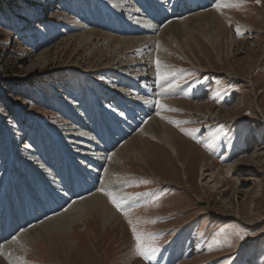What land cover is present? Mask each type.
Returning a JSON list of instances; mask_svg holds the SVG:
<instances>
[{"label":"rangeland","instance_id":"374dc122","mask_svg":"<svg viewBox=\"0 0 264 264\" xmlns=\"http://www.w3.org/2000/svg\"><path fill=\"white\" fill-rule=\"evenodd\" d=\"M131 2L137 9L132 19L148 15L140 0ZM233 2H242V6H222L215 17L190 19L164 32L172 53L167 65L175 71L178 86L162 92L158 100L204 101L212 107L211 113L218 114L216 119L209 118L210 111L204 109L196 116L198 120L192 121V110L178 101L167 108L176 111L164 109L163 124L183 148L185 170L153 138L136 144L147 165L132 154L124 157L126 150L117 155V181L128 182L122 208L132 209L128 215L138 231L155 235L159 251L149 260L137 256L131 226L112 205L120 216L114 215L105 228L98 215L86 214L70 228L49 233L35 230L29 235L32 242L12 246L8 261L0 264H19L21 260L25 264H264V0L259 4L256 0ZM116 3L0 0V204L7 184L14 182L21 189L19 177L31 182L36 169L54 172L57 180L65 174L61 185L64 179L73 184L77 171L82 170L63 166V143L69 132L85 133L101 144L106 143L104 137L115 133L110 132L113 125L105 123L107 115L123 116L119 102L128 94L121 91L128 81L117 71H101L110 54L94 48L96 40L81 46L72 37L83 32L77 26L84 24L87 29L120 36L115 28L116 34L107 30L106 22L121 27L118 21L125 22L131 13L126 14ZM210 5L199 12L214 8ZM210 39L219 40L217 50L211 47ZM153 71L150 90L167 89V83L162 86L157 80V69ZM95 109L102 112L99 117L104 116V122L92 116ZM37 121L42 122L40 129ZM95 125L100 129L94 130ZM155 128L157 135L162 134ZM39 139L42 150L36 147ZM126 140L108 147V153ZM237 160L241 165L229 174V165ZM202 164L217 177V190L201 184ZM99 170L102 173L105 169ZM169 173L178 174V179ZM91 179L96 183L94 177ZM99 179L101 183V176ZM188 181H192L193 191ZM30 185L33 189L34 184ZM95 190L99 189L89 190L74 202ZM21 203L25 208L26 202ZM46 219H28L26 227L17 233L10 231L0 245ZM69 235L74 240L71 247L67 244ZM66 252H70L69 258Z\"/></svg>","mask_w":264,"mask_h":264},{"label":"bare ground","instance_id":"6f19581e","mask_svg":"<svg viewBox=\"0 0 264 264\" xmlns=\"http://www.w3.org/2000/svg\"><path fill=\"white\" fill-rule=\"evenodd\" d=\"M115 1H117L116 4H118L122 10L124 8L125 13H131L130 16L129 14L125 16V22L124 20L118 21L121 24V27L110 21L106 22V28H108L107 30L114 32L113 29L115 28V31L117 30L120 32V36H111L103 32L87 29L84 24L77 26L78 30L83 32L77 36H73L72 39L79 40L81 46L89 45V43L91 44L93 40H96V42L93 43L94 48H102L101 51H105L110 54L107 62L102 64L101 71H117V74L121 75L120 77H122V79L129 82V86H126L128 84L127 82L126 85H123V89H121V91L128 93L125 94L127 95L126 98L119 102V107L123 110V116L111 117L107 115L108 122L105 123V126L106 124H109V126L113 125V130L110 132L115 131V133L113 136L110 135L109 137H104V141H106L105 144H101L100 142L97 143V140L94 141L85 133L78 135V133L71 131L67 134L69 139L63 143L65 150L62 153L63 166L68 164L73 168L77 166L78 168H76V170H82V173L77 171L73 184L69 183L67 179H64V184L61 185V181L63 180L62 178H64L65 174L60 176L61 180H57L54 172H47L48 170L46 172H39L35 168L36 171H33L31 182L27 181L25 178L23 179L22 176L19 177L21 189H18L17 186L15 187L14 182H10L6 185V189L4 188V190H6L7 193L5 198H3L4 200L2 204H0V241L4 240V236H6L10 231L17 233L22 227H26V221L28 219L33 218V221H38V218L39 220H43L47 217V219L29 230H24L10 243L0 245V262L8 261L10 255L9 250L12 249V246H15L20 242H32L33 239H30L29 235L35 230H41V232L49 233L53 231L57 232L60 229H66L68 227L70 228L76 221H82L81 217L86 214L98 215L101 218L102 226L105 228L114 218V215L116 217L120 216L109 202L108 197L103 194V191L120 190V195L127 198L128 192L125 190V186L128 185V182L119 184L117 181L119 179L115 176V171L118 167V161L116 162L117 155L123 150H126L127 155L124 154V157L127 158L129 154H132V157L139 158L144 161V165H147L143 153L136 150V144L143 143L145 138H153L154 140L162 143L172 157L177 159L180 165L179 167L183 168L184 171L185 166L182 165V159L185 158V154L181 150L183 148L180 149V147L174 142L172 137L167 133L166 126L163 124V118L167 115V113L164 112V109L170 107L171 104H176L178 101L187 108H190L192 110V113L190 114L194 116L191 119L192 121H197L198 119H196V116H200V112L204 109H208L210 111L209 118L216 119L218 117V114L214 115V113H211L212 107L204 101L191 103L183 100H161L160 102L158 98L164 90H150L151 87L149 84L151 85V81L149 80L150 78L152 79L155 73L154 71L152 72V70H156L155 61L159 60L162 65H167L172 58V53L170 52L171 49H169L170 43L168 44L169 39L164 36V32L172 26L185 24L190 21V19L207 17L208 15L215 17L218 12L216 5L220 2L218 1L216 3L214 0H140L143 10H146L148 14L146 15L147 18L143 17V19H132V16L137 14V9L133 2H131V0ZM177 4H179L178 8ZM208 5L214 8L199 12V10ZM189 12H194V14L192 13L189 16H185ZM125 35L135 37H122ZM208 41L211 47L214 50H217L219 40L210 39ZM217 52L221 61L219 50ZM138 57L141 58L138 59ZM127 87L132 89L124 90ZM183 92L185 93L184 90L182 93ZM157 100L166 107L158 109L153 103ZM88 106L89 103L87 108ZM87 110L89 111V109ZM101 113L102 112L99 109H95L92 116L99 117ZM147 117L150 118L147 119ZM99 118L103 120L104 116ZM143 121L147 122H145L144 126L139 129L138 125ZM37 122H40V129L42 122ZM156 126L161 130V135L156 134ZM99 129L100 128L95 125L94 130ZM98 133L104 134L105 132L100 131ZM133 133L135 134L133 135ZM99 137H101V134H99ZM124 139L127 140L123 142L120 148L117 147L118 149L116 151L108 153V147H114L118 142L121 143ZM40 140L41 139L38 140L36 146L38 150H42L43 147ZM71 144L75 145V148H71ZM70 153H73L75 156L69 155ZM55 161L54 162L57 164L58 159L56 158ZM49 165L51 168L52 164ZM239 165H241V162L238 160L229 165L228 173L230 174L234 172L236 167ZM41 166L45 165L41 164ZM207 166L208 165L206 164H202V166L199 167L201 184L205 187L211 188L212 190H217L218 184L215 180L217 177L215 174L209 173ZM99 169L105 170L101 173ZM27 176L30 178V175ZM99 176H101V183ZM168 176L173 179H178V174L176 173L172 175L169 173ZM93 177L96 180V183H92L91 178ZM191 182L192 181H188L189 184ZM31 183L34 184L33 189L30 188ZM46 188L49 189L48 193L46 192ZM87 188L89 189L87 190ZM93 188L99 190H95V193L74 202L75 199H78V197L83 194L85 195L89 190L94 191ZM35 190H39V192L34 194ZM190 190H194L192 185ZM21 202H26L27 204L26 214V207L24 208V205ZM71 202H73V204L70 208L66 207L69 209L58 213V211H61L67 204L69 206ZM12 203H14V205H12ZM128 203L131 202L128 201ZM34 210L35 212H33ZM73 243L74 240L72 236L69 235L67 237L68 246L71 247ZM70 252L65 253L66 258L70 257Z\"/></svg>","mask_w":264,"mask_h":264},{"label":"snow or ice","instance_id":"6c2138e0","mask_svg":"<svg viewBox=\"0 0 264 264\" xmlns=\"http://www.w3.org/2000/svg\"><path fill=\"white\" fill-rule=\"evenodd\" d=\"M259 4L260 0H256ZM236 7L239 8L242 6V2H233V0H220V3H217V11L221 10V7ZM240 30L237 28V35H240ZM157 69V80L161 81V84L167 83L168 88L164 91L172 90L174 87L178 86V83H174L175 71L171 70L168 65H162L159 60L156 61ZM158 109L165 108L166 106L161 104L158 100L153 102ZM168 111H176V109H167ZM103 194L108 197L109 202L121 212L127 219L129 225L131 226L132 235L135 241L134 251L137 256L145 260L151 259L158 251V245L155 243L156 237L151 233H143L138 231L137 226L133 224V221L129 218L128 213L132 211L131 208L124 210L122 208L123 202L127 199L124 196L120 195V190L113 191H104ZM19 264H25L24 261H19Z\"/></svg>","mask_w":264,"mask_h":264}]
</instances>
